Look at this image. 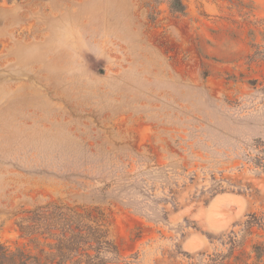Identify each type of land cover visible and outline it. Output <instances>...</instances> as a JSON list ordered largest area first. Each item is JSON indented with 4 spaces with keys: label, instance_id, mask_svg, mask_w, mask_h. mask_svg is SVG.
<instances>
[{
    "label": "rangeland",
    "instance_id": "rangeland-1",
    "mask_svg": "<svg viewBox=\"0 0 264 264\" xmlns=\"http://www.w3.org/2000/svg\"><path fill=\"white\" fill-rule=\"evenodd\" d=\"M171 2L0 0L1 245L95 206L108 264H264V0Z\"/></svg>",
    "mask_w": 264,
    "mask_h": 264
},
{
    "label": "trees",
    "instance_id": "trees-1",
    "mask_svg": "<svg viewBox=\"0 0 264 264\" xmlns=\"http://www.w3.org/2000/svg\"><path fill=\"white\" fill-rule=\"evenodd\" d=\"M171 7L185 12L181 0H172ZM256 148L262 156L253 162L264 169V143ZM105 217L95 206L64 211L55 205L52 212L39 215L34 225L21 228L31 249L11 251L0 244V264H108L119 257V250L105 227Z\"/></svg>",
    "mask_w": 264,
    "mask_h": 264
}]
</instances>
